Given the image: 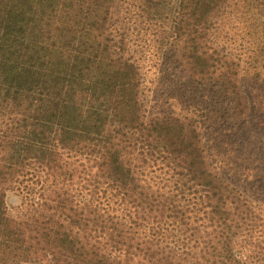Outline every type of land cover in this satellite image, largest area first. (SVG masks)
<instances>
[{
  "label": "trees",
  "instance_id": "16d2710c",
  "mask_svg": "<svg viewBox=\"0 0 264 264\" xmlns=\"http://www.w3.org/2000/svg\"><path fill=\"white\" fill-rule=\"evenodd\" d=\"M30 257L264 264V0H0V264Z\"/></svg>",
  "mask_w": 264,
  "mask_h": 264
},
{
  "label": "rangeland",
  "instance_id": "374dc122",
  "mask_svg": "<svg viewBox=\"0 0 264 264\" xmlns=\"http://www.w3.org/2000/svg\"><path fill=\"white\" fill-rule=\"evenodd\" d=\"M156 92V90H155ZM153 94H154V87L149 86L145 89L143 97L145 98L146 103H149L151 100H153ZM23 264H34V261L32 258H28Z\"/></svg>",
  "mask_w": 264,
  "mask_h": 264
}]
</instances>
